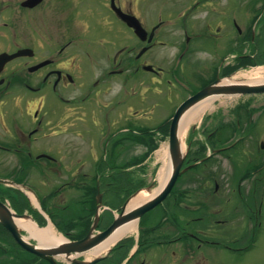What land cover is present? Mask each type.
Masks as SVG:
<instances>
[{
    "label": "flooded vegetation",
    "instance_id": "flooded-vegetation-1",
    "mask_svg": "<svg viewBox=\"0 0 264 264\" xmlns=\"http://www.w3.org/2000/svg\"><path fill=\"white\" fill-rule=\"evenodd\" d=\"M259 64L264 0H0V203L16 221L31 220L40 228L51 222L69 240L83 239L94 226L97 189L106 187L104 200L109 193L118 200V170L138 159L128 152L140 144L143 153L152 150L168 137L186 100ZM161 95L173 112L164 114L163 105L153 104L157 117L166 118L152 128L143 122L154 114L142 101ZM248 98L247 109L239 101L240 114L232 119L224 121L218 112L205 116L208 138L196 142L195 151L189 143L184 164L192 172L217 156L232 163L239 155L240 178L214 180L212 188L180 179L167 199L173 224L158 217L142 229L143 217L138 232L109 252L68 263L30 253L0 222V264H180L187 248L194 257L201 246L212 245L200 236L201 224L213 218L225 226L227 220L216 219L234 196L254 215L264 186V105L253 106L264 95L253 103ZM93 137H99V149ZM124 150L119 161L115 156ZM204 191L205 200L191 199ZM71 202L86 211L72 222ZM114 218L102 214L96 232L107 230ZM187 223L201 226L189 233Z\"/></svg>",
    "mask_w": 264,
    "mask_h": 264
},
{
    "label": "rangeland",
    "instance_id": "rangeland-1",
    "mask_svg": "<svg viewBox=\"0 0 264 264\" xmlns=\"http://www.w3.org/2000/svg\"><path fill=\"white\" fill-rule=\"evenodd\" d=\"M257 70V71H256ZM259 71V72H258ZM244 72H241L237 74L238 77L242 78V75ZM246 74H249V76H259L260 79L264 78V69L263 68H254L253 71H248ZM246 80V79H242ZM248 82V81H246ZM155 98V97H152ZM151 98V99H152ZM132 100L136 101L137 98ZM149 100V97H147ZM166 97L161 95L155 98V100L150 103V101H142L146 104V107H148V113L154 114V117H152L151 120H146L143 123L148 124L149 127L156 128L158 127L162 120H165V118H159L157 117L159 115V110L153 106V104H159L163 105L160 106V111L164 114H172L174 106L167 104L165 101ZM241 99V98H240ZM239 98H234L230 100H221L219 103H217V106L213 110H208L207 114L214 115L216 112L220 114L222 119L224 121L232 119L233 116H236L237 113L240 114L239 110L236 109V106L238 102L240 101ZM246 99V98H244ZM244 99H242L241 103H239V107L243 109H247V105L249 103H245ZM256 98L250 99V103H253ZM141 100H139V105L142 104ZM261 104L264 105V100L257 102L255 101L253 103V106H260ZM253 107V108H254ZM237 110V112H236ZM207 115V116H208ZM210 115V116H211ZM205 117H200L196 119L188 129V132L183 137V145L185 147V150L188 149L189 143L192 142V151H195V143L196 142H204L207 136V126L209 125V121L204 119ZM218 123H214L211 125L210 129H212L214 126H216ZM199 126L198 129H194L195 127ZM238 135H240L238 133ZM235 136L232 135L231 138ZM94 140L96 144V148L99 149L98 142L99 137H93L91 138ZM234 140V139H233ZM76 141V140H75ZM160 144V143H159ZM168 144V141H163L162 144H160V148L163 146H166ZM78 146V145H77ZM211 146V145H209ZM234 152H239V150H235ZM155 158V157H154ZM153 158V165L151 169L146 171V179H151V183L154 184L153 189L158 185V176L160 173V170L162 168V162L161 160L156 157ZM230 173V176L228 175ZM240 174V160L239 155L235 156V159L232 163H229L227 160L223 158V155L215 157L212 161L208 162L205 165H202L200 168H198L195 171L190 172L189 174L185 175L182 179H191V180H197L200 182H205L206 184L210 185L211 188L214 183V180H219L220 182L225 181L227 178L233 179L234 181L239 179ZM146 185H148V182L146 181ZM141 184L137 185V182L127 181L119 184L118 188V200L115 194L109 193L113 198L106 197L104 202H110L109 205L113 209H117L120 207V205H124L126 201L129 199L131 195H133L137 188H139ZM152 189V190H153ZM212 190V189H211ZM260 193L257 195L258 203L257 204H251L254 207V215L248 213V208L250 206H246V203H243L241 199L237 196H234L232 198L231 204L227 207L226 211L222 209V212L225 211L220 215L219 218L216 220H227V223L225 226H218L217 223L212 222V219H206L204 223H198L201 225H204L200 228V236L202 238L207 237L210 241H212V245L209 246H201V249L199 250V253L197 252L194 257H192V250L187 248L184 252V263L181 264H264V186L259 187ZM258 190V191H259ZM148 191V190H146ZM214 191V187H213ZM205 192L203 195L194 194L192 196V200L197 199H203L207 198L205 196ZM261 192L263 194H261ZM147 192L144 193L146 195ZM263 197V198H262ZM172 203V200L166 201L162 206H160L156 211L149 212L146 214L143 218V221L141 223L142 229H145L148 225L154 223L157 221L158 217H166L167 225L173 224V220L175 219V215L170 211V205ZM85 207L82 206L80 203H74L71 202L69 212H70V218L71 222L74 221L78 215L85 214L84 212ZM165 209V211H164ZM218 210V209H217ZM202 211L208 212V207H203ZM196 216V215H193ZM209 216V215H207ZM260 225V228H256V225ZM196 226H201V225ZM206 224V225H205ZM194 226V223H187L184 225L185 229L188 230L189 233L194 232L193 228H196ZM252 226H255L252 228ZM180 231H182L183 227H178ZM209 231V235L205 233ZM207 234V235H206ZM60 235V234H58ZM199 236V234H198ZM256 237V242L254 247H250V244ZM197 246L196 242H194V246L192 248H195ZM248 246L250 248H248ZM248 248V249H247ZM238 249V250H236ZM155 264H179L174 263L171 261H164V262H157Z\"/></svg>",
    "mask_w": 264,
    "mask_h": 264
},
{
    "label": "water",
    "instance_id": "water-1",
    "mask_svg": "<svg viewBox=\"0 0 264 264\" xmlns=\"http://www.w3.org/2000/svg\"><path fill=\"white\" fill-rule=\"evenodd\" d=\"M264 93V83L260 84H230L223 83L222 80H217L214 84L205 88L203 91L199 92L196 96L185 102L177 111L176 116L173 120L171 135H170V157L173 166L172 174L163 188V190L155 196L152 200L136 208L130 212H125V207L121 215L115 220L113 225L104 233L99 235L91 234L80 242L75 243H63L57 247L44 248V247H34L28 244L20 234L16 225L9 218V214L0 207V220L4 225L11 231L15 239L21 244L25 249L46 258L49 255H63L70 256L73 253L80 254L84 253L92 248L97 247L107 238L112 236L119 228L130 223L131 221L140 219L145 213L156 208L161 204L167 196L171 193L173 187L176 184L178 177L181 175V168L183 166L184 158L182 154L181 141L179 138V124L182 115L190 109L192 106L196 105L200 101L207 99L211 96H227V95H248V94H258Z\"/></svg>",
    "mask_w": 264,
    "mask_h": 264
},
{
    "label": "bare ground",
    "instance_id": "bare-ground-1",
    "mask_svg": "<svg viewBox=\"0 0 264 264\" xmlns=\"http://www.w3.org/2000/svg\"><path fill=\"white\" fill-rule=\"evenodd\" d=\"M254 69H251L253 71ZM257 71V70H256ZM259 72V71H258ZM242 78L246 80L238 81L240 79H227L223 82L230 83V84H257L260 83V81H264V79H260L259 76H249V74L243 73L241 74ZM248 81V82H246ZM219 99H216L215 97L203 100L199 103H197L193 108H191L183 117L181 121V126H180V137H184L185 133L189 129V126L200 116L203 114H206L208 110H213L216 104V101ZM159 158L163 162L162 169L160 171V174L158 176V187L155 189L151 194L149 195H139L136 199H133L132 202L129 205V208L133 209L136 208L150 199L154 198L156 195H158L162 189L165 187L167 181L170 178L171 172H172V165L169 160V148L168 146L166 148H163L161 152H159ZM19 226L28 231L31 235L32 238L36 239L39 241L41 245H48V244H58L64 239L62 237H59L58 234L52 229V227H49L47 229H38L34 224L32 223H19ZM137 230V223H129L119 230H117L108 240H106L101 246L93 250L91 253L92 254H99L102 251L106 250L113 244H115L117 241H120L124 239L127 234L131 231Z\"/></svg>",
    "mask_w": 264,
    "mask_h": 264
}]
</instances>
